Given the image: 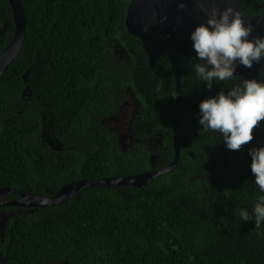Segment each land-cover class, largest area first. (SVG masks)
I'll list each match as a JSON object with an SVG mask.
<instances>
[{"label":"trees","instance_id":"1","mask_svg":"<svg viewBox=\"0 0 264 264\" xmlns=\"http://www.w3.org/2000/svg\"><path fill=\"white\" fill-rule=\"evenodd\" d=\"M21 1L25 37L0 76V187L52 195L70 181L152 169L147 151H124L101 122L118 111L128 87L150 103L153 124L164 128L171 119L162 102L174 90L169 54L149 63L141 40L126 29L129 0ZM240 11L264 13V0H242ZM14 28L9 2L0 0V50ZM115 41L130 52L125 62L113 54ZM154 41L161 43L158 32ZM192 45L178 36L170 46L181 69L180 110L199 119L202 100L243 87L245 78L214 81L209 90L195 74L201 62ZM256 80L264 83V59ZM150 118L134 119L136 136ZM43 135L62 149L43 142ZM253 135L232 151L211 131L206 143L213 139L214 151L191 157L182 149L169 172L140 187L92 185L54 205L24 207L25 214L6 222L5 264H264V222L257 228L239 215L242 208L251 213L264 196L248 154L264 146V121ZM167 140L155 167L173 159L170 130ZM200 145L197 140L194 150ZM212 157L216 162L207 163Z\"/></svg>","mask_w":264,"mask_h":264},{"label":"clouds","instance_id":"2","mask_svg":"<svg viewBox=\"0 0 264 264\" xmlns=\"http://www.w3.org/2000/svg\"><path fill=\"white\" fill-rule=\"evenodd\" d=\"M195 2L200 7L201 11L206 13L207 20L204 23H200L190 35V40L193 41L192 46L195 50L197 59L206 61V63H202L201 61V63H195L194 71L201 82H206V86L209 90H211L214 81L218 83L231 80L236 71L237 64L246 68H251L254 63H259L264 59V36L249 39V36L252 33V25L251 23L246 25L239 12L232 7H227L222 11L216 7H212L209 10L203 6L206 0H195ZM185 7L186 5L183 2L178 4V9L182 10ZM249 14L254 15L257 13L251 12L242 15L245 16ZM162 19H166V17H163ZM149 25L150 24H145L142 30L147 33L149 31ZM161 43L157 45L154 41L156 46H160ZM112 51L118 62H125L126 59L129 58L130 52L118 41H115L112 44ZM164 51H167L169 54V72L173 74L174 72L170 70L172 62L171 55L175 57L177 63L176 67L178 68L180 97L177 106L176 97L178 94L176 91V78L174 74V90H172L170 95L168 94L169 98L164 99L162 102L169 108L171 114L172 111L170 110V106L172 100L173 116L177 117L179 109L175 107L180 108L182 98L181 87L183 84L181 83L182 78L180 76L181 69L178 66L177 58L172 51L171 46L170 52L166 49L162 50L155 57L154 62ZM146 54L149 59L147 52ZM154 62L151 63L149 60L151 65H153ZM209 66H211V68H209ZM131 92L136 95L132 89L128 87L126 100L119 105L118 111L109 117H104L103 119L114 117L128 99H130L129 103L132 106L133 96ZM175 110L176 112L174 114ZM199 113V123L203 126L202 130L219 132L223 137V142L229 150L239 151L243 146L249 144L254 139V129L259 127L261 121H264V83H260L256 79H245L243 87H234L226 94L224 91H221L214 97L202 100L199 104ZM173 118L175 119V117ZM112 131L116 134L114 130ZM51 140L57 142V140ZM49 141L50 139L45 140L49 146H52ZM140 147L144 149L143 146ZM248 154L251 156L250 167L252 174L255 176L254 183L259 190L264 193V146L249 149ZM174 156L175 151L173 158ZM151 167L152 169L162 168L155 167V165H151ZM239 215L241 221L247 222L254 220L255 227L259 228L261 223L264 222V196L259 197V201L255 203L251 213H249L246 208H242L240 209Z\"/></svg>","mask_w":264,"mask_h":264},{"label":"water","instance_id":"3","mask_svg":"<svg viewBox=\"0 0 264 264\" xmlns=\"http://www.w3.org/2000/svg\"><path fill=\"white\" fill-rule=\"evenodd\" d=\"M10 8L12 10L14 20V33L9 42L0 50V76L4 73L7 66L17 56L22 46L25 37V25L26 19L21 0H8ZM185 3L184 9H178L179 3ZM241 0H206L204 7L211 9L216 7L221 11L227 7H232L239 12L240 16L244 19L245 24L251 23L252 33L249 39L262 35L264 22V13L261 14H249L242 15L239 6ZM166 17V19H162ZM207 20L205 12L201 11L195 0H129L126 12H125V25L127 31L134 34L142 41L144 50L149 55L151 63L154 62L155 57L164 49L170 52V43L178 36H185L190 38L192 31L200 24ZM179 21V22H178ZM149 25V31L144 32L143 26ZM158 31L161 36V45L156 46L154 44V33ZM171 71L175 74L176 91L178 96L176 97L177 106L179 104V84H178V68L175 57L171 55ZM202 63L206 61L199 60ZM260 62L254 63L251 68H246L237 64L234 75H240L245 79H257ZM211 68V66H209ZM176 110L174 111L175 114ZM131 122H129L130 126ZM173 146L175 156L172 162L162 168L152 169L149 171L135 173L130 175L121 176H108L97 179H79L70 181L63 184L52 195L39 194L26 190H21L13 187L2 186L0 187V206L13 205L17 207H42L49 206L65 201L71 196L77 194L82 189L92 185H130V186H142L149 180L170 171L175 165L181 146V130L177 125V122H173L172 127ZM50 143L56 149H62V145L57 141ZM17 194V199L4 198L8 194ZM0 264H5L4 256L0 250Z\"/></svg>","mask_w":264,"mask_h":264},{"label":"flooded vegetation","instance_id":"4","mask_svg":"<svg viewBox=\"0 0 264 264\" xmlns=\"http://www.w3.org/2000/svg\"><path fill=\"white\" fill-rule=\"evenodd\" d=\"M182 91V87H181ZM132 93V92H131ZM133 96V105L131 113L127 119L125 124V129H122V133L118 136L119 143L124 151L129 150H136L138 147L143 146L144 149L149 153L148 161L151 165H156L157 160L160 158L161 153L164 154L167 150L168 146L166 145L167 134L169 130L171 131L172 135V127L173 122H177L179 128L182 132V141H181V148L180 151L183 149L184 153H187L189 156H195L196 153L201 154L204 153L206 150L214 151L216 149V144L209 140L206 143V138L210 139L211 131H204L202 130L203 126L199 123V119L194 116L193 114H187L186 109L183 107V112L180 110L179 107H175L178 110L177 117L173 116V111L171 113V119H167L165 116L159 115V120L166 123L169 120V123H166V127H162L159 124H153V119H151V111H153L152 106L150 103L145 100V97L139 98L138 96ZM181 107V105H180ZM154 112V111H153ZM155 114V112H154ZM139 117L142 118H150L145 120L146 129L144 133L141 135L136 136L135 129L132 127V123L134 119ZM175 117V119L173 118ZM129 122H131L129 126ZM169 128L167 129V127ZM188 135L187 140L184 139V136ZM43 142L45 140H51L52 138L47 137V135L42 136ZM200 140V152L197 149L194 150L195 142ZM50 142V141H49ZM48 144V143H47ZM193 147V150L191 149ZM52 148L56 149L55 147L51 146ZM172 161V160H171ZM209 162H216V160L212 157L211 159H207V163ZM22 190V189H21ZM17 194H8L4 196V198L9 199H17L19 195ZM27 212V208L24 207H17L13 205H2L0 206V250L2 244L4 242V231L6 222L11 218L18 214H25Z\"/></svg>","mask_w":264,"mask_h":264},{"label":"rangeland","instance_id":"5","mask_svg":"<svg viewBox=\"0 0 264 264\" xmlns=\"http://www.w3.org/2000/svg\"><path fill=\"white\" fill-rule=\"evenodd\" d=\"M129 102L130 99H128L114 117L102 119V124L109 127L111 130H114L118 136L122 133V129H125L124 126L132 110V106Z\"/></svg>","mask_w":264,"mask_h":264}]
</instances>
